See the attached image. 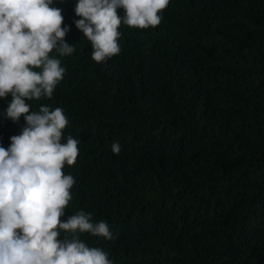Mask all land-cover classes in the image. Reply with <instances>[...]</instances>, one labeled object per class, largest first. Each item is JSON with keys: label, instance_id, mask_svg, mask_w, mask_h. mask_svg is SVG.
<instances>
[{"label": "trees", "instance_id": "1", "mask_svg": "<svg viewBox=\"0 0 264 264\" xmlns=\"http://www.w3.org/2000/svg\"><path fill=\"white\" fill-rule=\"evenodd\" d=\"M77 2L53 3L75 47L51 53L63 80L26 101L62 108V142L80 141L62 220L106 222L112 240L79 235L113 264H264V0H170L158 27L122 24L121 52L99 64ZM11 100L0 98L5 148L26 123L7 118Z\"/></svg>", "mask_w": 264, "mask_h": 264}, {"label": "clouds", "instance_id": "2", "mask_svg": "<svg viewBox=\"0 0 264 264\" xmlns=\"http://www.w3.org/2000/svg\"><path fill=\"white\" fill-rule=\"evenodd\" d=\"M54 0H0V98L11 95L6 116L25 126L11 144L0 145V264H113L108 253L90 247L79 234L112 240L104 221L92 222L81 210L62 220L72 200L79 140L64 139L68 118L60 107L26 101L51 99L66 69L52 56H71L66 42L70 27L62 26V9ZM170 0H78L74 21L91 43V58L104 63L121 52V25L146 30L158 27ZM124 10V15L118 14ZM119 155L121 145L112 144ZM63 233L64 239L60 236Z\"/></svg>", "mask_w": 264, "mask_h": 264}]
</instances>
